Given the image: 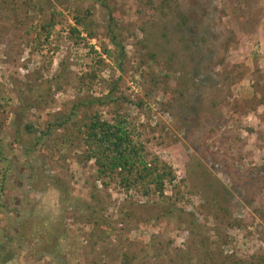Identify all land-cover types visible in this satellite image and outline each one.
Masks as SVG:
<instances>
[{"label": "rangeland", "instance_id": "374dc122", "mask_svg": "<svg viewBox=\"0 0 264 264\" xmlns=\"http://www.w3.org/2000/svg\"><path fill=\"white\" fill-rule=\"evenodd\" d=\"M105 3L0 0V264H264V0ZM117 110L163 195L96 180L77 127Z\"/></svg>", "mask_w": 264, "mask_h": 264}, {"label": "trees", "instance_id": "16d2710c", "mask_svg": "<svg viewBox=\"0 0 264 264\" xmlns=\"http://www.w3.org/2000/svg\"><path fill=\"white\" fill-rule=\"evenodd\" d=\"M90 1L97 3L104 9H108L105 0ZM108 18L109 42L114 48L123 49L115 35L114 28L111 26L113 19L110 12H108ZM73 21L75 26L84 28L85 24H82L80 17H73ZM48 27H51V25L46 23L41 26V29L45 30ZM71 31L75 32L76 30L71 29ZM103 51L107 53L105 49ZM110 93L112 92L110 91ZM108 102L116 105L120 103L117 98H111V94H107L102 99L93 98L89 101L80 100L74 103L69 114L65 118L59 116L49 123L45 130L39 132L40 136L33 138V144L40 146L44 140L49 138L51 132L61 129L70 121L73 122L81 107H89L95 103L105 105ZM73 124L78 125L77 121ZM77 129L87 149L85 159L94 161L96 180L104 181L107 178L119 177L120 182L128 186L126 188L136 187L137 185L144 186L145 194H148L152 187L154 192L161 196L164 193V182H171L174 179L169 171H165L164 166L157 168L154 162L148 163L141 156L143 146L133 141L125 116L119 110L115 111L111 120L102 119L98 113H93L84 122L83 130L80 127H77ZM24 131L26 134H32L34 128L30 124H26Z\"/></svg>", "mask_w": 264, "mask_h": 264}, {"label": "clouds", "instance_id": "9594fccd", "mask_svg": "<svg viewBox=\"0 0 264 264\" xmlns=\"http://www.w3.org/2000/svg\"><path fill=\"white\" fill-rule=\"evenodd\" d=\"M45 204L48 206L47 210H54V204H55L54 199H46Z\"/></svg>", "mask_w": 264, "mask_h": 264}]
</instances>
